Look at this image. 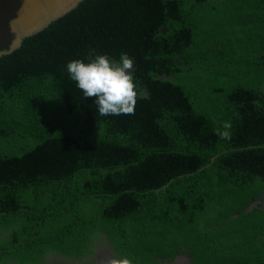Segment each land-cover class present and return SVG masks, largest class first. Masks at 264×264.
Listing matches in <instances>:
<instances>
[{"label": "trees", "instance_id": "trees-1", "mask_svg": "<svg viewBox=\"0 0 264 264\" xmlns=\"http://www.w3.org/2000/svg\"><path fill=\"white\" fill-rule=\"evenodd\" d=\"M123 53L142 96L101 116L66 65ZM263 194L264 0H85L0 59V261L100 231L131 264H264Z\"/></svg>", "mask_w": 264, "mask_h": 264}, {"label": "clouds", "instance_id": "clouds-1", "mask_svg": "<svg viewBox=\"0 0 264 264\" xmlns=\"http://www.w3.org/2000/svg\"><path fill=\"white\" fill-rule=\"evenodd\" d=\"M90 62L80 59L66 65L69 78L83 93L84 98H95V105L101 116L132 115L142 91L134 83L133 61L123 53L119 61L108 55H89ZM232 124L222 122L216 129L219 139L230 141ZM109 264H131L127 258H114Z\"/></svg>", "mask_w": 264, "mask_h": 264}, {"label": "water", "instance_id": "water-1", "mask_svg": "<svg viewBox=\"0 0 264 264\" xmlns=\"http://www.w3.org/2000/svg\"><path fill=\"white\" fill-rule=\"evenodd\" d=\"M85 0H0V59L19 50L23 43L76 10ZM134 71V64H133ZM169 81L170 78H165ZM215 158L212 159L214 161ZM264 196V194H263ZM262 198L244 213L264 209ZM239 217L238 214L233 218ZM186 259V257H184Z\"/></svg>", "mask_w": 264, "mask_h": 264}, {"label": "flooded vegetation", "instance_id": "flooded-vegetation-1", "mask_svg": "<svg viewBox=\"0 0 264 264\" xmlns=\"http://www.w3.org/2000/svg\"><path fill=\"white\" fill-rule=\"evenodd\" d=\"M2 236L3 233H0V238ZM114 258L119 259L121 257L112 246L107 235L97 231L92 235L86 250L78 254L64 255L59 252L49 251L36 262L21 263L17 259H10L2 260L0 264H109L110 260ZM161 261L165 264H193L191 258L187 256H178L172 262L168 259H162Z\"/></svg>", "mask_w": 264, "mask_h": 264}]
</instances>
